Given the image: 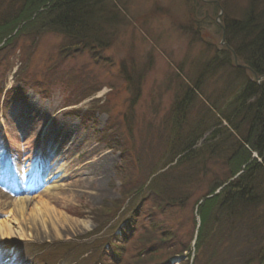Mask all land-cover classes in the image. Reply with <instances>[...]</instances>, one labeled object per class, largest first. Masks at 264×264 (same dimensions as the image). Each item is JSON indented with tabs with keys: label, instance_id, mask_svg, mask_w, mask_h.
I'll use <instances>...</instances> for the list:
<instances>
[{
	"label": "rangeland",
	"instance_id": "374dc122",
	"mask_svg": "<svg viewBox=\"0 0 264 264\" xmlns=\"http://www.w3.org/2000/svg\"><path fill=\"white\" fill-rule=\"evenodd\" d=\"M112 1L109 5L118 12L119 24L112 29L104 24L111 45L97 55L78 50L64 56L60 49L67 44L65 38L52 30L38 32L40 28L31 24L23 34L12 37L16 30L0 43L1 49L16 40L8 63L0 61V172L18 177L17 169L24 170L10 165L3 133L8 132L12 158L19 161L25 128L31 143L37 144L44 135L48 152L56 143L63 145L67 162L82 173L74 195L53 201L78 222L77 229L66 228L60 238L0 240V258L10 264H157L152 259L158 249L151 252L148 243L160 234L169 236L168 247L178 242L194 246L202 235L210 245L209 264H217L222 256L231 262L224 252L228 244L222 248L218 244L222 250L218 253L216 227L210 226L212 219L202 224L200 206L224 188L232 167L225 160L240 151L226 142L218 147L224 136L207 143L208 149L215 145L220 155L211 157L203 169L207 174L190 185L189 201L181 207H164L166 201L151 195L146 177L179 152L177 137L183 133L169 129L168 112L185 105L190 87L197 84L200 93L189 94L195 99L185 107L189 114L197 113L194 105L200 104L203 94L217 99L220 106L232 95L220 65L226 48L222 21L225 16L239 18L248 0ZM127 76H139L138 91L127 84ZM186 122L192 127L193 116ZM93 148L94 161L86 164L87 151ZM246 159L250 163L258 156L251 152ZM235 161L234 168L241 165L239 158ZM244 169L242 165L239 174ZM214 186L220 187L212 192ZM18 192V186L13 190L0 182V201L9 202ZM214 213L211 204L203 214L214 219ZM258 245L264 256V243ZM189 256L185 252L169 264H196Z\"/></svg>",
	"mask_w": 264,
	"mask_h": 264
},
{
	"label": "trees",
	"instance_id": "16d2710c",
	"mask_svg": "<svg viewBox=\"0 0 264 264\" xmlns=\"http://www.w3.org/2000/svg\"><path fill=\"white\" fill-rule=\"evenodd\" d=\"M110 3L113 1L0 0V43L4 37L13 35L16 30L18 31L12 37L16 38L23 34L22 30L31 24L40 28L38 32L52 30L65 38L67 44L60 49L64 56L78 50L97 55L111 45L104 24L106 27L111 26V29L119 24L118 12ZM222 22L226 48L223 50L222 55L225 56L220 65L227 73L225 79L228 85L226 84L225 88L228 92L233 90L232 95L223 99V105L220 106L217 99L203 94L200 96L202 97L200 104L194 105L197 113L191 111L189 114L185 107L190 100H195L193 96L197 95V92L200 93L197 84L190 87L193 93L189 91V94L193 96L186 94L185 97L189 100L185 105L183 107L177 105L178 109L175 105L168 112L169 129H175L177 135L183 133L177 137L179 144L176 145L179 152L172 155L165 164L149 171L146 178L151 195L166 201L164 207L183 206L189 201L190 185L198 176L207 174L203 169L211 157L220 155L215 145L208 149L207 143L224 136L217 146L221 147L220 144L223 142L229 143L231 147L235 146L237 151H240V155L225 160V165L232 166L224 181L225 186L217 195H213L212 199H205L202 202L201 221L203 224L212 219L210 226L216 227L213 234L217 237V245L219 244L221 248L226 244L229 246L224 252H227L232 261L226 262L227 256L226 259L222 256L223 258L218 259L220 264H253L256 261L261 263L264 262V256L257 248L259 243H264V0H248L247 7L239 18L225 16ZM37 35L39 33L35 34L36 37ZM11 44L7 41L0 49V52L7 49L4 54H0L2 63H8L16 49V43ZM207 72L208 70L204 68L202 74ZM125 81L135 91L140 89L139 76H127ZM10 96L11 92L6 98L9 99ZM191 115L192 127H188L186 121ZM222 123L226 125L223 126ZM209 132L205 143L197 147L200 140ZM251 152L258 156L260 162L258 159L247 162L246 157L250 156ZM237 158L241 165L234 168ZM242 165L245 169L239 174ZM218 187L220 186H214L211 191ZM211 204L212 210L215 211L214 219L213 216L205 217L203 214L205 207ZM233 233L235 235L230 237ZM227 234L226 238H222V235ZM167 237L154 234L149 240L151 252L158 249V252H154L152 262L169 264L174 257L188 252L189 257L193 254L191 258L194 256L196 264H209L210 245L208 246L209 242L203 239L204 236L201 235L199 242L191 247L189 246L191 243L182 242L168 247ZM190 240L188 237L187 242ZM219 245L218 253L222 251ZM237 248L239 250H236ZM198 250L200 252L197 255Z\"/></svg>",
	"mask_w": 264,
	"mask_h": 264
},
{
	"label": "bare ground",
	"instance_id": "6f19581e",
	"mask_svg": "<svg viewBox=\"0 0 264 264\" xmlns=\"http://www.w3.org/2000/svg\"><path fill=\"white\" fill-rule=\"evenodd\" d=\"M30 134L22 128L24 142L20 145L22 159L15 161L9 145L8 132L3 133V146L7 152L10 165L18 170V177L0 172V182L19 192L11 201H0V240L7 242H24L36 238H60L68 228L74 232L78 222L56 207L57 198L66 194L74 195L77 186L82 181L81 172L73 168V163L67 162L62 146L54 144L49 150L44 135L38 137V143H31ZM27 138H26V137ZM35 141L36 137L32 135ZM33 145H36L33 148ZM90 156L87 163L94 161V148L87 151ZM86 152V153H87ZM54 156V158H52ZM70 164V165H69ZM75 169V170H74ZM73 170V172L71 171ZM1 198H6L2 194ZM61 199V198H60ZM84 229L88 224L82 222ZM0 264H5L0 258Z\"/></svg>",
	"mask_w": 264,
	"mask_h": 264
},
{
	"label": "water",
	"instance_id": "95a60500",
	"mask_svg": "<svg viewBox=\"0 0 264 264\" xmlns=\"http://www.w3.org/2000/svg\"><path fill=\"white\" fill-rule=\"evenodd\" d=\"M235 64H237V61L235 60Z\"/></svg>",
	"mask_w": 264,
	"mask_h": 264
}]
</instances>
